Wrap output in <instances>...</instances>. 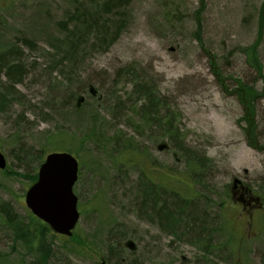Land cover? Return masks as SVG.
<instances>
[{
	"label": "rangeland",
	"instance_id": "obj_1",
	"mask_svg": "<svg viewBox=\"0 0 264 264\" xmlns=\"http://www.w3.org/2000/svg\"><path fill=\"white\" fill-rule=\"evenodd\" d=\"M262 13L264 0H0V55L22 66L11 82L0 69V264H264V151L247 143L241 104L213 67L225 88L241 79L261 93L262 147ZM258 40L262 76L243 52ZM148 93L159 104L146 121ZM126 148L138 160L121 164ZM58 150L79 162L80 220L72 240L46 235L42 262L8 215L31 221L26 191ZM150 177L156 209L140 192ZM235 179L257 206L234 203Z\"/></svg>",
	"mask_w": 264,
	"mask_h": 264
},
{
	"label": "trees",
	"instance_id": "obj_2",
	"mask_svg": "<svg viewBox=\"0 0 264 264\" xmlns=\"http://www.w3.org/2000/svg\"><path fill=\"white\" fill-rule=\"evenodd\" d=\"M262 19L263 17V13L261 14ZM89 25V23H88ZM90 26V25H89ZM201 25L198 23V34H200V27ZM262 33V30L260 29V34ZM198 43H200L201 48L204 49L203 43L201 42V39L198 38ZM259 44V40L258 42H256L254 45L251 46H247V48L243 49V52H245L248 55H252L253 60L249 61L251 64H253L255 66V72L256 74H258L259 76H262V63H260L259 60H257V47ZM206 54H208L209 56H211V54H209V51L206 52ZM214 62V61H213ZM213 67H215V75L218 76V78L221 80L222 85L224 86V92L235 96V98H237V100H239L241 107L243 109V115L241 117V123H244L245 126H243V130L244 132H246L247 135V143L249 144V146L255 148V149H259L260 151H264V145L261 147L260 143L258 142L257 139V120H256V108H255V104L256 101L260 98L261 93H257V91L253 88V86H248L246 85L241 79H237L235 80L236 82V86L235 88H229L226 87L225 88V82H226V78L224 79L221 75H218L217 72L219 71V67L217 65V67L214 65ZM5 69V74L8 78V81L11 82L12 76L15 72V74H18L19 76H21V69L22 66L21 64H19L18 62H15L13 60H9V62H5V55H0V69ZM220 72V71H219ZM14 74V75H15ZM221 74V73H220ZM16 80V79H15ZM1 88V87H0ZM13 89V88H12ZM8 98V96H6L5 91L0 90V109L2 106H5L8 101H6V99ZM75 98V96H74ZM76 100V99H75ZM146 105H145V109H147L145 111V116H146V121H148L151 117V115L153 114L155 108L157 107V105L159 104L158 101H156L153 98H150V96L148 95L147 100H146ZM71 139V138H69ZM80 144H84V140L81 138L80 140ZM62 146L63 148V144H58L56 145V147H60ZM43 152V151H42ZM139 155L136 153L131 152V149L126 148L123 152L119 153L117 155V160H119V162L121 164H127V162H134L136 160H138ZM36 176H32V180L35 181L36 180ZM159 179V178H158ZM148 184L147 183H143V186L140 187V192L144 193V196H142V198H149V203L153 204L152 206L153 209H156L155 206H157V192L155 193L154 191H152V189H154L155 186V182L152 181V178H148ZM160 181L162 182V184H160V186H163L164 188L170 187L173 180L171 179L170 174L162 171V174L160 176ZM151 183V185L149 184ZM172 192H175L177 194H179L178 191H173V187L170 188ZM149 192L148 194L146 192ZM142 193V194H143ZM182 199V198H181ZM187 199V198H185ZM185 199H177V203L178 205L176 207H174L172 209V212H175V215H173L174 221L176 220H180L181 219V203L185 202ZM161 208V207H159ZM2 213L5 211V207H1ZM163 211L165 212V215H167L168 219H171V215L168 211V209H163ZM30 222L25 224L24 221L15 218L13 216L8 215V221L11 222L12 225H10V223L8 222L10 228H12V232H14L15 235V240L19 239L21 242H23L25 244V246L27 247L28 251L30 252H34V253H40V260L42 262L46 261V259L48 258V252L50 250L45 249V247L48 246V243L46 242V235L50 234V236L52 238H56L59 237L61 239L66 238L64 236H57V234L53 233L50 228L48 227L47 224H45L42 220H37L34 216L30 217ZM169 228V227H168ZM74 234V233H73ZM76 234V233H75ZM74 234V236H75ZM198 241H201L200 235L203 234V231L198 232ZM233 234V233H232ZM74 236L70 239L72 240L74 238ZM233 238L234 240H238L237 236L235 234H233ZM69 239H63L64 241H69ZM6 257L7 256H2L0 255V263L2 262H6ZM1 259H3L1 261Z\"/></svg>",
	"mask_w": 264,
	"mask_h": 264
},
{
	"label": "water",
	"instance_id": "obj_3",
	"mask_svg": "<svg viewBox=\"0 0 264 264\" xmlns=\"http://www.w3.org/2000/svg\"><path fill=\"white\" fill-rule=\"evenodd\" d=\"M89 93L94 94L92 88ZM84 99V96H79L75 105L81 106ZM6 166L5 154L0 151V169ZM78 170L79 162L71 152L52 151L39 166L37 181L27 189L24 197L26 207L32 214L61 236H72L80 220L78 198L73 192L79 177ZM238 182L235 179L233 186Z\"/></svg>",
	"mask_w": 264,
	"mask_h": 264
},
{
	"label": "flooded vegetation",
	"instance_id": "obj_4",
	"mask_svg": "<svg viewBox=\"0 0 264 264\" xmlns=\"http://www.w3.org/2000/svg\"><path fill=\"white\" fill-rule=\"evenodd\" d=\"M231 192H232V200L239 201L241 203V205H246V203H247V205H248L247 208L257 206V201L252 203L250 200H248V198H249L248 192L249 191L246 187L241 185L240 182H238L236 185L232 186ZM235 194H238L237 198H233V196Z\"/></svg>",
	"mask_w": 264,
	"mask_h": 264
},
{
	"label": "bare ground",
	"instance_id": "obj_5",
	"mask_svg": "<svg viewBox=\"0 0 264 264\" xmlns=\"http://www.w3.org/2000/svg\"><path fill=\"white\" fill-rule=\"evenodd\" d=\"M12 60H13V59H12ZM13 61L18 62V63L20 64V62H19L18 60H13ZM145 85H147V87H148L147 90H151L152 92H154L155 88H154L153 86H150V85H148L147 83H146ZM144 88H145V86H144ZM140 90H141V89H140ZM148 94H149L150 98H152V94H151V93H148ZM154 192H155V191H154ZM143 210H144V208H143Z\"/></svg>",
	"mask_w": 264,
	"mask_h": 264
}]
</instances>
